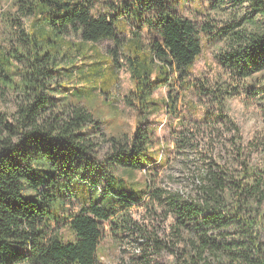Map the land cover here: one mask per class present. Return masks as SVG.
Returning a JSON list of instances; mask_svg holds the SVG:
<instances>
[{
	"label": "trees",
	"instance_id": "obj_1",
	"mask_svg": "<svg viewBox=\"0 0 264 264\" xmlns=\"http://www.w3.org/2000/svg\"><path fill=\"white\" fill-rule=\"evenodd\" d=\"M239 1L252 7L245 18L249 27L241 18L216 29L180 16L176 0H17L37 24L13 50L0 44V91L17 105L11 119L0 111V264H101L105 222L115 237L137 234L154 249L170 248L157 229L132 218L131 209L140 207L171 221L178 246L172 264H264V162H249L247 149L255 144H244L227 109L243 90L264 92V75L256 74L264 72V0ZM203 32H219L226 41L218 59L227 72L216 80L191 73ZM70 35L85 43L110 40L114 56L125 49L134 81L127 99L140 115L164 104L176 116L183 91L197 97L198 120L178 115L174 137L178 148L206 150L189 191L160 187L151 175L145 189L136 188L137 170L158 167L153 133L141 120L131 134L105 138L108 148L99 158L102 121L83 104L97 87L73 90L72 98L54 95L61 94L54 86L57 58ZM17 61L27 67L25 74L14 71ZM112 62L121 65L116 56ZM161 87L169 91L165 103L152 98ZM101 180V193L90 194ZM136 264L151 263L144 256Z\"/></svg>",
	"mask_w": 264,
	"mask_h": 264
},
{
	"label": "rangeland",
	"instance_id": "obj_2",
	"mask_svg": "<svg viewBox=\"0 0 264 264\" xmlns=\"http://www.w3.org/2000/svg\"><path fill=\"white\" fill-rule=\"evenodd\" d=\"M173 7L180 16L191 20L199 27L210 24L216 29L236 24L241 18L244 21L243 25L249 27L245 18L252 11L249 3H240L239 0H176ZM36 24L37 17L23 15L17 0H0V44L4 49L13 50L19 45V36L23 32H35ZM124 29V35L130 38V27L126 26ZM218 33H201L202 52L191 68L193 78L216 80L219 74L227 72L223 70L218 59L227 49V45L225 39L220 38ZM69 42L73 44L71 49L68 48ZM115 47L110 40L85 43L75 35L66 37L60 47L61 54L57 58L56 74H60V79L57 84H53L61 94L54 95H68L72 98L73 90L80 88L91 91L93 87H97L94 92L92 91L93 94L84 99L83 104L102 121L104 136H100L98 140L99 158L108 148L105 138L120 136L123 133L131 134L141 120V124L150 128L153 133L154 143L151 151L158 167L156 170L151 168L137 170L133 178L136 188L145 189V181L147 177L151 178V175L155 176L152 178L160 187L189 191L193 185L191 173L199 165L200 152L206 154V150L203 146L193 149L178 148L174 137L179 134L182 119L185 118L191 123L198 120L200 115L198 108L201 106L197 103V97L190 90L183 91L177 104V112L181 120L178 115L171 114L164 104L160 106L162 109H158L155 113H150L148 116L140 115L139 110L127 99V95L134 91V81L122 57L125 49L120 48L115 54L121 64L118 65L112 62L115 56L110 53ZM26 70L27 67L23 63L17 61L14 64L16 74H25ZM256 74H262L259 75L262 78L264 72ZM168 95L167 88L161 87L152 98L157 102L165 103ZM186 101H190V104L186 105ZM16 107L15 98L0 91V111L11 119ZM190 108L197 110L190 111ZM227 109L232 120L240 128L239 135L243 138L244 144L247 146L250 141L255 144L253 149H247L250 152L249 162L255 166L260 165L264 162V92L260 96L243 90L242 94L228 101ZM204 142L207 144L210 139L207 137ZM218 152L224 154L222 149H218ZM103 184L104 181L101 180L95 186L97 191L93 188L89 193H101ZM130 215L140 224L147 226L148 230L157 229L159 236L170 248L154 249L143 244L144 239L137 234L125 233L122 237H115L112 234V227L105 222L102 226L103 235L99 250L101 264H136L144 256L151 264H172L175 258L173 252L178 246L175 245L177 242L169 226L171 221L167 220L163 223L161 217H152V214L142 207L131 209ZM157 227L164 229V232ZM63 232L66 234V230Z\"/></svg>",
	"mask_w": 264,
	"mask_h": 264
}]
</instances>
